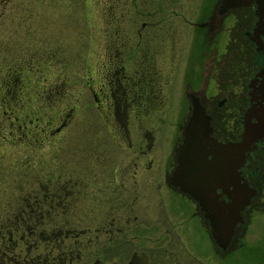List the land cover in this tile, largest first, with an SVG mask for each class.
Listing matches in <instances>:
<instances>
[{
	"label": "flooded vegetation",
	"instance_id": "af4514ba",
	"mask_svg": "<svg viewBox=\"0 0 264 264\" xmlns=\"http://www.w3.org/2000/svg\"><path fill=\"white\" fill-rule=\"evenodd\" d=\"M75 1L69 31L66 0H0V148L23 160L0 204V264H264V226L244 248L264 221V0H96L86 56ZM40 64L49 81L25 100ZM194 106L219 142L260 128L238 168L254 193L223 248L169 181Z\"/></svg>",
	"mask_w": 264,
	"mask_h": 264
},
{
	"label": "water",
	"instance_id": "95a60500",
	"mask_svg": "<svg viewBox=\"0 0 264 264\" xmlns=\"http://www.w3.org/2000/svg\"><path fill=\"white\" fill-rule=\"evenodd\" d=\"M258 135L260 128L246 125L239 141L219 142L208 135L206 118L197 106L184 124L169 181L197 202L219 247L228 243L235 223L241 221L240 210L254 193L238 168Z\"/></svg>",
	"mask_w": 264,
	"mask_h": 264
},
{
	"label": "rangeland",
	"instance_id": "374dc122",
	"mask_svg": "<svg viewBox=\"0 0 264 264\" xmlns=\"http://www.w3.org/2000/svg\"><path fill=\"white\" fill-rule=\"evenodd\" d=\"M66 1H67V8H66L67 12H66V14H67L68 19H71V21H72V23L69 24V26L67 27V30L70 31V29H72V28L75 29V26H73L75 24V21H74L75 15L72 14L71 11L73 9H75V7H76V9L81 10L82 6H79L81 1H78L79 5L77 4V1H75V0H66ZM84 4H85V6L83 8V15H82V18L80 15L81 20L79 19L78 25H80V27H81V28H79V31H80L79 40L81 41V44L83 45L84 56H86V53H87L86 46L88 44L87 41L89 40V42H91V40H94L96 38V37H93L94 36L93 35L94 34V29H93L94 21L93 20H94V13L98 11L99 5L97 4L96 0H85ZM81 5H82V2H81ZM63 11H65V10L62 9V12ZM47 29H49L50 34H54V31H53L55 29L54 26H51V28L49 27ZM12 33H13L12 27L8 28L3 33L4 37H5L3 39V45H4V51L5 52L8 51V50H6V45L11 41L10 37H12L11 36ZM68 38L70 39V37H68ZM9 45L12 46L13 43H10ZM8 49H12V48H8ZM87 61H88L87 64L89 66H91L92 59L89 58V59H87ZM3 64L4 63H2L0 60V72L3 71L1 69V68H3L2 67ZM5 65H6V63H5ZM30 66H32V68H34V65H30ZM38 67L40 68V71L43 73L42 76L39 75V76L34 77L32 75L33 73H30V76L26 77L24 80V83H26L25 88L27 90L25 95H23L24 96L23 98L25 100H27V98H28V95H29L28 93L32 92V90H31L32 88L39 89L40 87L46 86L48 81H49V78L45 77V75H44V71L49 70V69L45 68L43 64L38 65ZM68 68H69V70L74 69L71 64H69ZM53 69H54V71H56L55 67ZM34 71L35 70L33 69L32 72H34ZM46 78H48V80ZM79 87H80V85L71 86V88L75 89V90ZM75 95H76V91H70L68 94V97L72 98ZM83 99L87 101L88 96L86 97L83 95ZM83 99H82V102H84ZM35 109L36 108H35L34 104H33V106L27 108V110H29L32 115L36 114L34 112ZM167 148H168V146H166V151H167ZM10 150L11 149H6L5 153H2L4 151H3V149L0 148V204H2L3 202H5L7 200L8 196L10 195V192L12 194H14V191L11 188L12 181L10 182V180H12V178L15 177L13 172H16V171H13V169H15V167H18L17 163L23 161L22 159H17L16 155L14 153H11ZM7 151H9V152H7ZM17 160H19V161L17 162ZM174 212H175L174 215H177V216L179 215L180 219H190L188 217L189 216L188 210L186 209V206L184 204L183 205L179 204V207L176 208ZM172 215H173V212H172ZM262 220L263 219H252L251 224H250L249 229H248V233L246 234V238H245L246 244L244 245V248H249V246L250 247L253 246L252 238L255 237L260 231H262V227L264 226V221L262 222ZM198 231L199 230L197 229V227H194L193 229L190 228L188 232L193 233V235H190V234L189 235L194 237L193 240L195 241V244L197 245V247H200V246H203L201 239H199L200 237H202L201 236L202 234H199ZM216 264H218V262H216ZM227 264H251V263L248 261H243L242 259H240V262H239L237 260L235 253L233 252L229 256Z\"/></svg>",
	"mask_w": 264,
	"mask_h": 264
}]
</instances>
